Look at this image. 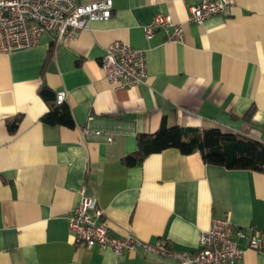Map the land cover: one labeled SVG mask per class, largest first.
Here are the masks:
<instances>
[{
  "label": "crops",
  "instance_id": "crops-1",
  "mask_svg": "<svg viewBox=\"0 0 264 264\" xmlns=\"http://www.w3.org/2000/svg\"><path fill=\"white\" fill-rule=\"evenodd\" d=\"M200 1L112 0L108 19L73 38L56 43L45 31L31 48L0 51V264H177L141 249L116 255L75 243L67 215L82 195L98 201L96 219L114 236L182 251L198 247L213 218L264 235V171L205 163L200 152L176 148L122 162L136 136L161 123L264 141V0H236L228 16L186 22L188 6ZM158 13L183 24L182 43L161 30L145 38L143 25ZM115 40L145 50L144 82L115 88L104 76L100 60ZM42 86L67 93L73 127L42 121ZM86 124L114 130L112 141L82 137ZM239 243L238 264H264V251Z\"/></svg>",
  "mask_w": 264,
  "mask_h": 264
},
{
  "label": "built area",
  "instance_id": "built-area-1",
  "mask_svg": "<svg viewBox=\"0 0 264 264\" xmlns=\"http://www.w3.org/2000/svg\"><path fill=\"white\" fill-rule=\"evenodd\" d=\"M236 0H201L188 6L186 22L201 24L212 15L228 16ZM112 0L78 2L77 0H0V51L9 53L17 49L31 48L38 44L45 31L54 32L56 43L75 37L89 28L95 20H106L112 13ZM161 30L164 39L182 43L184 29L170 14L158 13L143 25L146 39ZM100 66L104 76L115 88H123L144 82L147 74L146 52L127 42L115 40L105 48ZM67 93L56 92V102H65ZM115 131L82 127V137L92 135L111 142ZM103 214L95 198L82 195L78 205L67 215L68 228L75 243L85 247L111 248L116 255L141 249L173 259L177 264H238L244 248L264 251V235H252L236 227L226 216L213 218L208 228L200 231L198 247L182 251L168 243H149L133 234L114 236L104 222L97 217ZM126 264V263H117Z\"/></svg>",
  "mask_w": 264,
  "mask_h": 264
},
{
  "label": "trees",
  "instance_id": "trees-1",
  "mask_svg": "<svg viewBox=\"0 0 264 264\" xmlns=\"http://www.w3.org/2000/svg\"><path fill=\"white\" fill-rule=\"evenodd\" d=\"M39 94L48 104V110L41 117L43 122L51 125L74 126L69 105L66 102L58 104L55 91L42 86ZM250 113L251 110L246 115ZM15 125V123L9 124L11 129ZM136 146V150L123 157L122 162L125 165L140 163L150 153L176 148L183 154L200 152L205 163L228 169L264 171V141L224 131L219 127H181L161 123L153 133L138 134Z\"/></svg>",
  "mask_w": 264,
  "mask_h": 264
}]
</instances>
